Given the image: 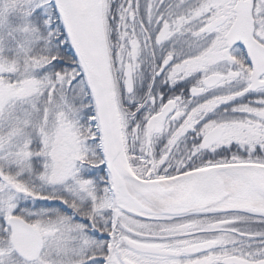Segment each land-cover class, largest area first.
Wrapping results in <instances>:
<instances>
[{
	"label": "snow or ice",
	"instance_id": "snow-or-ice-1",
	"mask_svg": "<svg viewBox=\"0 0 264 264\" xmlns=\"http://www.w3.org/2000/svg\"><path fill=\"white\" fill-rule=\"evenodd\" d=\"M0 264H264V0H0Z\"/></svg>",
	"mask_w": 264,
	"mask_h": 264
}]
</instances>
